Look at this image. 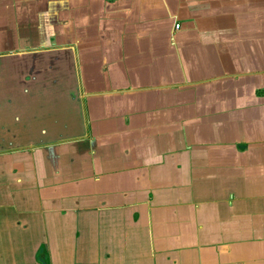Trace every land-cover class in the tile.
Segmentation results:
<instances>
[{"label": "crops", "instance_id": "crops-1", "mask_svg": "<svg viewBox=\"0 0 264 264\" xmlns=\"http://www.w3.org/2000/svg\"><path fill=\"white\" fill-rule=\"evenodd\" d=\"M69 46L72 130L0 66V264H264V0H0Z\"/></svg>", "mask_w": 264, "mask_h": 264}, {"label": "water", "instance_id": "water-1", "mask_svg": "<svg viewBox=\"0 0 264 264\" xmlns=\"http://www.w3.org/2000/svg\"><path fill=\"white\" fill-rule=\"evenodd\" d=\"M73 53V48L69 46L0 56V66L10 62L14 64L16 75L14 76L15 83L12 84L22 87L32 86L35 87V90L44 88L45 94L47 93L49 97L48 103H50L51 112L54 109L57 112L63 110L67 124L64 129L71 128V130L74 126L70 122V117L74 118L77 110L78 89ZM3 83L5 82H0V85ZM39 97L38 93L37 97L33 99L37 100ZM18 107V109H24V106ZM1 109L3 108L0 107V111ZM8 114L9 112L5 111V116ZM47 120L49 134H57V121L52 113Z\"/></svg>", "mask_w": 264, "mask_h": 264}, {"label": "built area", "instance_id": "built-area-1", "mask_svg": "<svg viewBox=\"0 0 264 264\" xmlns=\"http://www.w3.org/2000/svg\"><path fill=\"white\" fill-rule=\"evenodd\" d=\"M178 27H179V26H178L177 24H176V25H174V28H175V30H177V29H178Z\"/></svg>", "mask_w": 264, "mask_h": 264}]
</instances>
